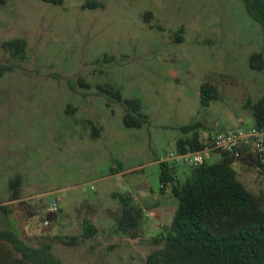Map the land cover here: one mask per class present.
<instances>
[{
    "label": "rangeland",
    "instance_id": "rangeland-1",
    "mask_svg": "<svg viewBox=\"0 0 264 264\" xmlns=\"http://www.w3.org/2000/svg\"><path fill=\"white\" fill-rule=\"evenodd\" d=\"M88 1L0 0V67L12 68L0 75V202L18 178L40 195L31 209L40 235L25 240L48 239L65 264H148L178 207L154 162L177 149L185 125L200 123L203 139L254 127L248 102L264 99V69L250 58L264 57V31L240 0H95L103 5L95 10L84 9ZM13 40L26 42L23 57L3 48ZM206 82L220 95L208 107ZM117 93L141 103L130 112L147 118L141 128L126 127ZM211 156L208 164L222 154ZM234 168L264 196V170L247 158ZM173 169L182 183L190 175ZM114 193L141 206L137 238L114 232L122 208ZM53 194L61 212L45 227ZM85 220L98 229L91 239L81 238Z\"/></svg>",
    "mask_w": 264,
    "mask_h": 264
},
{
    "label": "trees",
    "instance_id": "trees-1",
    "mask_svg": "<svg viewBox=\"0 0 264 264\" xmlns=\"http://www.w3.org/2000/svg\"><path fill=\"white\" fill-rule=\"evenodd\" d=\"M43 1L54 5L64 3V0ZM240 1L264 31V0ZM83 7L95 10L103 5L91 0ZM3 48L23 57L26 42L13 40L4 43ZM250 65L252 69L262 71L263 55H252ZM10 70V66H1L0 75ZM115 96L127 108L124 116L126 127L141 128L147 118L138 120L130 114L131 111H141V103L137 100L123 101L120 93ZM200 97L204 107L220 99L216 88L208 82L201 85ZM248 105L252 110L254 126L264 128V99L256 103L248 102ZM200 128V123L180 128L183 134L191 136L177 141L178 152L202 149ZM221 154V159L214 164L205 162L199 167L190 168V175L183 183L175 177L172 166L160 164V189L164 193L170 185L171 194L178 200V207L171 225L153 238V242L162 247L148 256V264H264V196L253 194L239 180L233 159L225 153ZM251 162L264 170V163L257 160ZM9 186L12 197L18 198L21 179L11 180ZM113 198L122 206L114 232L137 238L143 218L142 208L134 203L130 195L114 193ZM97 233L96 226L85 220L81 238L91 239ZM0 241L10 243L31 264H65L54 253L51 243L33 246L10 230H0Z\"/></svg>",
    "mask_w": 264,
    "mask_h": 264
},
{
    "label": "built area",
    "instance_id": "built-area-1",
    "mask_svg": "<svg viewBox=\"0 0 264 264\" xmlns=\"http://www.w3.org/2000/svg\"><path fill=\"white\" fill-rule=\"evenodd\" d=\"M201 143L202 149L200 150H190L185 153L171 151L161 156L158 163L173 162L193 168L207 162V156L218 153L227 154L234 162L247 158L264 163V128L254 126L241 131H228L217 134L211 139H204ZM61 201L59 195L53 194L50 200H48L46 214L49 216L60 213ZM43 224L45 227H48L50 220L45 219Z\"/></svg>",
    "mask_w": 264,
    "mask_h": 264
},
{
    "label": "crops",
    "instance_id": "crops-1",
    "mask_svg": "<svg viewBox=\"0 0 264 264\" xmlns=\"http://www.w3.org/2000/svg\"><path fill=\"white\" fill-rule=\"evenodd\" d=\"M190 136L191 134L187 135L186 137H190ZM178 140L174 141L176 146H177ZM199 140L200 141L204 140L200 134H199ZM175 151H177V149ZM213 155H216V154H213ZM154 163L160 166L158 162L155 161ZM168 164L172 167H174L175 165L174 163H168ZM174 175L180 181L178 177V173L174 172ZM170 193L171 192L168 188L163 194L167 196ZM4 194L5 196L3 200L0 202V213H1L0 220L1 221L3 220V223H0V230L13 231L17 235H19L23 240H25L26 237L34 238L35 236L37 237L38 235H40L39 222H38L39 213L35 210L32 212L31 210L33 205L35 204L33 200L36 197H39L40 195H36V196L27 195L25 192V187H22V184H21V192L18 198L12 197L13 193L10 190V186L6 188V191L4 192ZM153 204L155 206V205H158L159 203L154 200ZM45 219H49V216L47 214H46ZM42 240L47 241L44 243H50L48 239L46 238ZM0 264H31V263L25 261L22 255L19 254L10 243L5 242V241H0Z\"/></svg>",
    "mask_w": 264,
    "mask_h": 264
}]
</instances>
